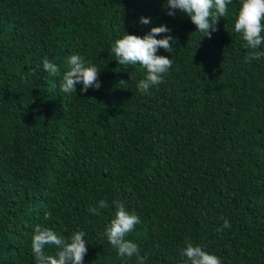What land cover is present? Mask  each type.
I'll use <instances>...</instances> for the list:
<instances>
[{"label":"trees","instance_id":"trees-1","mask_svg":"<svg viewBox=\"0 0 264 264\" xmlns=\"http://www.w3.org/2000/svg\"><path fill=\"white\" fill-rule=\"evenodd\" d=\"M240 7L209 38L166 0H0V264H36L37 224L83 231L84 264H137L105 234L114 201L141 219L126 238L145 264H190L189 243L223 264H264V57L244 62L264 44L245 48ZM160 25L175 41L157 55L174 63L141 94L146 69L121 65L112 45ZM73 54L101 70L98 90L61 92ZM100 200L109 208L91 214ZM223 218L232 226L218 232Z\"/></svg>","mask_w":264,"mask_h":264},{"label":"clouds","instance_id":"clouds-1","mask_svg":"<svg viewBox=\"0 0 264 264\" xmlns=\"http://www.w3.org/2000/svg\"><path fill=\"white\" fill-rule=\"evenodd\" d=\"M232 0H166L167 14L175 16L177 10L191 18L192 23L197 26V31L203 36L211 38L213 32L217 31L220 17L228 15V5ZM264 0H241V7L235 22V31L242 35L245 48L259 49L264 44ZM140 23L149 24V17H141ZM163 38L157 37L161 34ZM171 29L166 25L152 27L143 37L126 33L117 39L112 45V52L121 65H136L139 63L146 69V76L137 83V89L141 94L151 95V89L164 83V77L171 69L174 60L167 56L157 55L158 49L163 48L173 53V41L175 38L170 34ZM264 57V51H251L245 57V63H251L253 59L259 60ZM69 70L64 75L60 90L64 94L77 93V85L82 84L81 92L86 93L89 88L99 89L100 71L91 61L79 54H73L67 61ZM40 66L37 65V68ZM43 68L52 75L60 72L58 65L43 58ZM116 207L115 218L106 228L105 234L112 247L122 258H137V264H145V257L141 255L138 244L127 235L135 230V226L141 223L140 217L134 212H129L120 201L113 202ZM109 208L106 200H100L97 205L90 206L88 211L97 215L102 209ZM52 213L45 212L44 219L50 220ZM231 222L223 218V224L216 230L222 231L231 228ZM85 233L76 231L69 236H64L51 227L37 224L31 241V249L36 264H84V257L88 248ZM46 247H55V254L45 252ZM180 256L186 257L190 264H223L222 260L206 252L201 246L189 243L180 250Z\"/></svg>","mask_w":264,"mask_h":264}]
</instances>
